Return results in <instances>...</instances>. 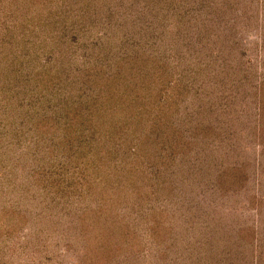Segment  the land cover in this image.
I'll return each instance as SVG.
<instances>
[{"label": "rangeland", "instance_id": "rangeland-1", "mask_svg": "<svg viewBox=\"0 0 264 264\" xmlns=\"http://www.w3.org/2000/svg\"><path fill=\"white\" fill-rule=\"evenodd\" d=\"M0 264H264V0H0Z\"/></svg>", "mask_w": 264, "mask_h": 264}, {"label": "trees", "instance_id": "trees-1", "mask_svg": "<svg viewBox=\"0 0 264 264\" xmlns=\"http://www.w3.org/2000/svg\"><path fill=\"white\" fill-rule=\"evenodd\" d=\"M253 234H254V232H253ZM255 235V234H254Z\"/></svg>", "mask_w": 264, "mask_h": 264}]
</instances>
